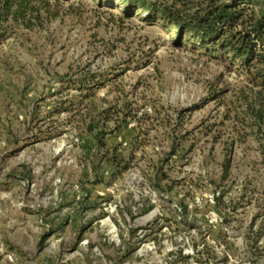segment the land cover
<instances>
[{"label":"rangeland","instance_id":"obj_1","mask_svg":"<svg viewBox=\"0 0 264 264\" xmlns=\"http://www.w3.org/2000/svg\"><path fill=\"white\" fill-rule=\"evenodd\" d=\"M37 4L33 27L0 41V264H264V234L249 231L264 230V160L236 61L99 0ZM87 73L112 81L70 87ZM125 102L141 118L113 137L130 168L95 174L87 115Z\"/></svg>","mask_w":264,"mask_h":264},{"label":"trees","instance_id":"obj_2","mask_svg":"<svg viewBox=\"0 0 264 264\" xmlns=\"http://www.w3.org/2000/svg\"><path fill=\"white\" fill-rule=\"evenodd\" d=\"M40 0H0V41L10 33L12 24H22L25 28H32L35 19H40L42 6ZM59 1V0H54ZM104 6L117 9L122 16L131 18L135 15L145 22H156L165 26L174 25L177 35H185L189 40L195 39L201 49L207 54L227 56V59L237 65L246 75L251 84V94L244 95V107L241 122L250 129L252 135L260 145L261 155L264 160V0H99ZM203 3H206L205 6ZM196 5V6H195ZM46 8V5H43ZM197 7V8H196ZM112 75V74H110ZM108 75L87 73L81 78L71 80V88L83 92H94L103 87L106 81H112ZM91 93L85 95L89 97ZM216 93L212 94L214 97ZM71 102L70 105H73ZM62 105V104H61ZM67 106L51 110L60 113L67 110ZM137 111V109H136ZM157 110H155L156 112ZM115 113V114H113ZM132 103H124L121 107H111L97 116L87 115V143L96 150L95 158L91 160V171L98 174L103 166L111 169V178L118 177L130 168V158L124 155L121 142H115L114 135L125 134L132 121L141 118L137 116ZM183 112H177L174 123H181ZM150 119L149 116L142 118ZM160 121L163 125H171ZM115 124L110 127L108 122ZM160 123L159 120H156ZM130 136V143L138 144L140 132ZM170 155L177 152L178 144L173 141ZM233 145V143L231 144ZM232 150L225 154L223 173L226 176L232 162ZM98 161V162H96ZM161 169L157 167L156 170ZM165 175V174H164ZM96 183H101L105 178L96 176ZM161 177L156 172L154 187L159 189ZM217 200L220 197L216 198ZM249 231L254 243L264 234L260 228L257 232ZM251 239V237H249Z\"/></svg>","mask_w":264,"mask_h":264},{"label":"built area","instance_id":"obj_3","mask_svg":"<svg viewBox=\"0 0 264 264\" xmlns=\"http://www.w3.org/2000/svg\"><path fill=\"white\" fill-rule=\"evenodd\" d=\"M212 202H213V200H212Z\"/></svg>","mask_w":264,"mask_h":264}]
</instances>
